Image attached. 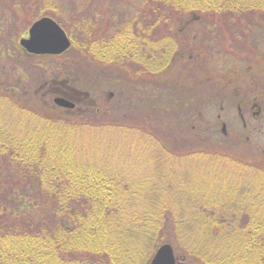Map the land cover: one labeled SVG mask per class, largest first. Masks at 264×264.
<instances>
[{"label":"trees","instance_id":"obj_1","mask_svg":"<svg viewBox=\"0 0 264 264\" xmlns=\"http://www.w3.org/2000/svg\"><path fill=\"white\" fill-rule=\"evenodd\" d=\"M11 1L0 7L33 22L55 19L70 48L96 67L81 84L93 90L99 81L114 93L80 98L67 79L59 90L75 107L56 105L52 83L40 87L47 77L35 88L18 76L22 57L46 55L28 53L17 42L25 30L0 19V55L17 74L0 77V264H133L135 256L149 263L164 243L178 263L264 264V156L175 145L179 127L166 129L169 141L148 116L184 109L197 120L191 99L175 97L183 77L173 76V86L167 74L195 63L209 74L205 83L226 85L208 65L223 52L225 33L245 32L238 44L254 46L264 0H112L107 8L101 0ZM200 23L205 38L192 32ZM220 95L205 96L203 108Z\"/></svg>","mask_w":264,"mask_h":264},{"label":"rangeland","instance_id":"obj_2","mask_svg":"<svg viewBox=\"0 0 264 264\" xmlns=\"http://www.w3.org/2000/svg\"><path fill=\"white\" fill-rule=\"evenodd\" d=\"M5 1L8 3L12 2L11 0ZM69 1L73 4V0ZM101 1L104 8L112 5V0ZM17 2L22 5L23 0H18ZM64 2H68V0H64ZM86 2V0H77L80 6H85ZM13 7L14 6H7L6 9L0 7V19L2 23L3 20H5V27L15 24L25 30L18 38L17 42H19L21 37L27 36V30L33 22V15L29 13L27 16L23 13L15 15ZM217 20L218 19H216V21ZM204 29L205 24L200 23L194 26L192 32L205 38ZM257 29L259 31L255 30L253 33H250V36L255 40L254 46L251 45L250 47L247 43L242 46V44H238L237 42V40L243 38V35L246 34L245 32H235V38L232 34H224L223 39L225 41V46L223 52L217 55L214 63L210 62L208 65V70L215 71L214 73L216 74L211 76L212 80L217 79L222 83H226L224 86H214L211 82L205 83L204 77L206 75L209 76V74H204L205 68L200 64L194 63L192 65H187V63H183V65H178L171 73L169 72L167 74L166 78L168 77L169 82H171L173 86V76L178 80L183 77L182 81L184 84H180L182 88L173 89L175 91V97L185 101L191 99V103L198 109L197 120L192 121H188L187 117H185L184 109L166 115H156L150 110L148 116H150L154 126L157 127L169 141H171V138L168 137L166 129H169L172 125L169 132L174 134L177 131V127H179L175 134V145L183 147V145L188 142L192 144L198 143V147L201 148L217 145L228 149L239 157L247 158L248 156H252L255 158L259 156L258 154L264 156V29ZM12 30L14 32V29ZM7 35L9 34L7 33ZM6 38L9 40L7 36ZM235 44L237 46H235ZM5 45L11 50L12 55L15 57L20 56V52L13 49L10 44L5 43ZM0 47H2V45H0ZM234 53L238 55H234ZM11 63L12 60L9 56L0 58V77H7L11 80L15 78L17 74L12 70ZM19 65H21L20 69L22 68L21 71H18L19 78L21 77L25 79L27 83L34 84L35 88L39 87V84H37L38 82L41 80L43 81V79L47 77V80H44L43 84L40 82V87H44L43 85L49 82L50 84L52 83L53 90L57 92L61 82H68L66 81L67 79H69L70 82L74 80L76 83H74L73 86L75 89H78L80 98L86 97V93H88L92 99H98V101H100L99 98L95 96H99L101 90L105 89L109 94L114 93L111 88L108 90L104 88L105 84L103 86V83L99 81L95 84L93 90L91 87L90 90L87 89V86H90L91 83H89V85L87 84V86L81 84L82 80H84L85 83V81L90 79L87 78L89 75L88 73L94 72L96 67L75 48H70L67 52L59 55L38 57L35 61L27 57L23 59L22 57L19 61ZM189 68H194L195 74H193ZM186 71L191 73L188 79ZM185 78L189 80V82H185ZM218 89L221 95L217 97L216 103L203 108V105L205 106L204 97L209 95L215 96ZM102 94L104 96L106 92ZM238 103H241L243 106V111L245 113L242 115L247 119L249 127H244L241 123V117L237 108ZM80 108L83 109L84 106ZM138 110L140 111V109L135 110V116H139ZM223 123L226 124V136H224L225 134L222 131ZM171 130H175V132ZM118 143L127 145V142H123L122 140H119ZM129 143L127 147H132L133 142ZM181 168H184L182 170L185 171L187 170L186 168L190 169V166L183 165ZM155 253L156 252H154V254ZM154 254L149 263L141 261L142 257L138 258L135 256L133 264H150ZM179 257L181 261L177 264H188V261L184 257Z\"/></svg>","mask_w":264,"mask_h":264},{"label":"water","instance_id":"obj_3","mask_svg":"<svg viewBox=\"0 0 264 264\" xmlns=\"http://www.w3.org/2000/svg\"><path fill=\"white\" fill-rule=\"evenodd\" d=\"M20 45L30 54L59 55L67 51L71 39L66 30L52 17L43 16L32 23L28 36L20 39ZM54 102L61 107L73 108L75 103L65 97H55ZM226 131V125H223ZM150 264H176V256L170 243L162 244L154 254Z\"/></svg>","mask_w":264,"mask_h":264},{"label":"flooded vegetation","instance_id":"obj_4","mask_svg":"<svg viewBox=\"0 0 264 264\" xmlns=\"http://www.w3.org/2000/svg\"><path fill=\"white\" fill-rule=\"evenodd\" d=\"M56 93H57L58 96H62V97L68 98V97H67V94L64 93L62 90H59V91L56 92ZM68 99H70V98H68ZM258 110H259V108H258ZM254 114H255V113H254ZM243 118H244V123H245V125L247 126V125H248V122H247V119L244 117V115H243Z\"/></svg>","mask_w":264,"mask_h":264}]
</instances>
